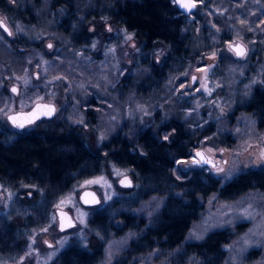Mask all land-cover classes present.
<instances>
[{"label":"rangeland","instance_id":"obj_1","mask_svg":"<svg viewBox=\"0 0 264 264\" xmlns=\"http://www.w3.org/2000/svg\"><path fill=\"white\" fill-rule=\"evenodd\" d=\"M82 1L85 10L91 9V0ZM25 2L27 0H18L20 4ZM230 2L196 0L194 12L185 16L189 41L198 53L191 54L188 70L177 71L174 67L172 71H175L168 72L161 83L162 92L146 96L132 89L130 83L118 82L133 68L137 70V78L139 75L134 66L139 63L140 48L132 32L107 20H92L88 23L92 44L82 47L84 52L72 54L65 67L62 63L67 59L60 57L55 61L48 57L53 52L59 53V42L53 34L58 30L55 18L59 17V12L27 24L17 20L12 11L6 12L5 9H11L8 0H0V19L12 31L8 40L6 33L0 30V128L15 135L59 123L69 129L80 126L81 136L87 143H93L86 145L99 147L121 128L128 134L149 126L156 130L177 109L182 111L183 119L192 123L201 124L203 119L208 123L214 121L218 131L203 140L204 145L198 146L189 159L179 160L178 170L204 168L225 184L241 173L264 167L261 158L264 126L258 127L251 113L234 112V107L246 99L250 89L264 82V0ZM13 39L20 42L18 48L31 47L22 66L12 63L15 60L9 55ZM237 41L247 47V54L239 59L229 48V44ZM163 56L158 50L151 60L162 65ZM194 74L196 80L192 83ZM14 85L18 87L17 94L11 91ZM38 101L54 103V117L23 130L11 125L7 119L9 114L29 110ZM180 102L185 103L184 107ZM198 150H203L216 165L196 163ZM125 175H130L134 182L128 189L136 188L138 182L131 170L110 162L107 170L82 180L72 191L51 200L44 207L47 212L44 219L21 231L18 245L13 248L10 243H1L0 264H52L70 245L86 247L92 236L89 217L104 208L112 216L124 211L137 222L146 224L140 230L128 229L124 233L121 229L112 230L103 240L98 264H203L196 256L182 258L180 253L187 244L200 243L211 232L222 230L229 235L222 264H264V188L248 191L234 200H222L217 193L200 198L203 209L178 247L168 250L157 243L142 253L126 255L130 243L143 236L160 213L166 196L152 194L134 206V201L124 200L127 194L122 191L127 188L118 183ZM84 189L95 190L101 198L100 204L83 206L79 194ZM25 196L0 181V221L20 209ZM57 208L72 214L76 220L73 229L58 230ZM119 226L122 228L123 224L118 223Z\"/></svg>","mask_w":264,"mask_h":264},{"label":"trees","instance_id":"obj_2","mask_svg":"<svg viewBox=\"0 0 264 264\" xmlns=\"http://www.w3.org/2000/svg\"><path fill=\"white\" fill-rule=\"evenodd\" d=\"M8 1L11 9H5L6 12L12 11L17 20L27 24L59 12V17L55 18L58 30H51L59 42V53L53 52L48 57L55 61L60 57L67 59L62 63L65 67L72 54L84 52L83 48L92 44L88 30L92 20H107L132 32L140 48V60L134 66L139 75L137 78V70L133 68L118 82L130 83L141 95L149 96L153 92L155 96L161 91V83L168 72L174 67L177 71L188 70L191 54L198 53L189 41L186 16L173 0H91V9L86 10L82 0H27L24 4L18 0ZM17 43H20L17 39L10 41L9 55L16 61L12 63L22 66L31 47L18 48ZM158 50L164 55L162 65L151 60ZM245 98L234 107V112L242 110L253 114L257 126L263 127L264 82L251 88ZM184 104L180 102L179 105L184 107ZM181 113L175 109L172 117L156 130L149 126L128 134L121 128L99 147L86 145L93 143H87L81 136L80 126L69 129L59 123L15 135L0 128V181L26 194L24 205L0 221V247L7 243L13 248L18 245L21 231L44 219L45 205L72 191L82 180L107 170L110 162L130 169L138 182L136 188L122 191L127 194L124 200L134 201L136 206L149 195L166 196L160 213L147 226L145 234L130 243L126 255L142 253L157 243L168 250L178 247L203 209L200 198L217 193L222 200H234L248 191L264 188V167L241 173L225 184L204 168L178 170L179 160L189 159L198 146L204 145L201 144L203 140L218 134L214 121L208 123L203 119L201 124L192 123L183 119ZM166 135L167 140L164 139ZM178 192L182 194L177 195ZM118 223L123 227H118ZM145 224L124 211L112 216L105 208L97 210L89 217L92 231L89 244L86 247L70 245L52 264H98L103 240L112 230L121 229L124 233L128 229L140 230ZM228 239L224 230L211 232L204 241L187 244L180 257L196 256L203 264H222Z\"/></svg>","mask_w":264,"mask_h":264},{"label":"water","instance_id":"obj_3","mask_svg":"<svg viewBox=\"0 0 264 264\" xmlns=\"http://www.w3.org/2000/svg\"><path fill=\"white\" fill-rule=\"evenodd\" d=\"M175 2V0H174ZM182 3H186L189 4L190 10L181 7L179 3L175 2V5L177 7V9L184 15H190L191 13L194 12L195 7H191L192 3H195L196 5V0H181ZM0 22H2L3 26L0 27L7 36H11L12 35V31L10 29V27L6 24V22L2 19H0ZM5 28L7 30H5ZM229 48L233 51L234 55L236 58H242L247 54V47L240 41H237L235 43H231L229 44ZM238 49H242L245 53V55L243 56H238L236 54ZM37 73H35V77H37ZM196 75H192V77ZM191 77V81L192 83H195V81H193ZM13 89H16V91H13ZM11 91L14 94L18 93V87L17 86H12L11 87ZM55 108L54 112H50L51 108ZM56 114V105L52 102H45V101H38L36 102L29 110H21V111H17V112H13L11 114H9L7 116L8 121L11 123V125H13L17 130H23L24 128L40 121L43 119H51L52 117H54V115ZM9 117H15L16 118V124H23L24 127H17L12 120L9 119ZM197 153H201V156H198ZM195 155L199 158V160L197 161H207L205 162H200L203 165H208L211 167H214L216 165V163H214L212 161V159L207 156L203 150H198L195 152ZM196 161V163H197ZM123 181V183H122ZM119 186L123 187V188H131L134 184L133 179L130 175H125L122 178H120L119 180ZM130 184V186H128ZM79 200L81 202V204L85 207H95L97 205L100 204L101 202V198L98 195V193L93 190V189H84L81 191V193L79 194ZM56 215H57V220H58V230L61 232H65L68 230L73 229L76 226V220L73 218L72 214L66 210V209H62V208H57L55 210Z\"/></svg>","mask_w":264,"mask_h":264},{"label":"snow or ice","instance_id":"obj_4","mask_svg":"<svg viewBox=\"0 0 264 264\" xmlns=\"http://www.w3.org/2000/svg\"><path fill=\"white\" fill-rule=\"evenodd\" d=\"M175 2H176V3H179L181 7H184V8H186V9L190 10L189 4L182 3L181 0H175ZM201 2H202V0H201ZM195 6H196L195 3H192V4H191V7H195ZM2 26H3V24H2V22H0V27H2ZM5 30H7V29L5 28ZM109 30H110V29H109ZM129 39H131V37H129ZM49 47L51 48L52 45H49ZM236 54H237L238 56H243V55H245V53H244V51H243L242 49H238L237 52H236ZM213 55H215V54H213ZM199 70H200V69H198V71H199ZM185 75H187V73H185ZM192 79H193V81H195V80H196V77L193 76ZM13 91H16V89H13ZM54 111H55V108H54V107L50 109V112H54ZM9 119L12 120L13 123H14L17 127H24L23 124H16V118H15V117H9ZM164 139L167 140V139H168V136L166 135V136L164 137ZM197 155H198V156H201V153H197ZM261 158L264 159V153L261 154ZM200 162H205V163H206L207 161H197V163H200ZM177 163H181V162L178 161ZM86 183H98V181H86ZM122 183H123V181H122ZM128 186H130V184H129ZM196 238L199 239L200 237L197 236Z\"/></svg>","mask_w":264,"mask_h":264}]
</instances>
